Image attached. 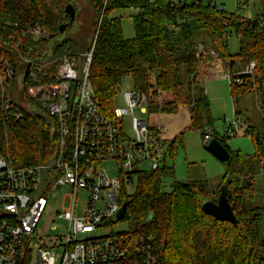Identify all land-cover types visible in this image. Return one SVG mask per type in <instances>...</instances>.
I'll list each match as a JSON object with an SVG mask.
<instances>
[{"label": "trees", "instance_id": "16d2710c", "mask_svg": "<svg viewBox=\"0 0 264 264\" xmlns=\"http://www.w3.org/2000/svg\"><path fill=\"white\" fill-rule=\"evenodd\" d=\"M72 2L0 0V43L4 44V52L16 69L24 66L21 55L36 63L53 60L45 68L52 76L62 55L74 56L80 62L82 54L94 42L89 80L103 114H112L113 97L121 80L130 76L132 87L146 96L148 113L175 114L181 109L187 110L191 129L199 131L202 137L208 131L226 147L232 160L234 156L225 137L213 128L204 129L212 125L213 118L199 79L207 67L211 69L216 59L222 57L226 70L233 75L229 79L232 102L242 94L254 93L260 102L264 125V0L256 1L259 13L255 18L228 11L213 0L205 3L201 0H88L90 15L84 28L77 20V8L73 18L64 11ZM125 8L137 10L132 16L133 38H124L121 18L112 16L114 11ZM36 25L49 36L37 41L23 40L21 33ZM61 25L64 26L60 30ZM232 34L238 40L237 52L233 54L228 49V37ZM89 36L92 41L87 48ZM27 47L32 50L28 52ZM231 59L233 63L237 59L242 68L233 70L229 65ZM251 61L254 62L252 72H242ZM31 70L28 67L22 79L24 88L35 84L29 75ZM7 85L0 83V153L15 166L49 163L57 137L47 114L37 102L27 99L29 106L21 109L22 119L5 123L3 103L10 100L14 106L18 105L14 99L16 84ZM235 117L234 110L236 122ZM245 134L253 141L254 153L246 161L236 153L237 165L241 163L239 170L232 168L223 178L224 181L229 177L228 200L235 224L202 212L201 204L215 201L219 190L214 191L206 180L174 179L169 190H165L164 178L173 169L166 163L156 170L136 171L132 177L135 185L132 193L122 187L119 197L126 207L121 220L130 226L123 232L150 238L157 264H264V237L259 232L262 208L251 206L255 190L253 178L248 177L253 169L252 158L264 177V137L256 135L252 126L247 127ZM177 137L166 139L170 153ZM242 175L245 178L238 179ZM233 178L241 185L234 187Z\"/></svg>", "mask_w": 264, "mask_h": 264}, {"label": "built area", "instance_id": "2783aa9c", "mask_svg": "<svg viewBox=\"0 0 264 264\" xmlns=\"http://www.w3.org/2000/svg\"><path fill=\"white\" fill-rule=\"evenodd\" d=\"M253 1L257 0H235V12L244 11ZM48 36L37 25L21 33L23 40L30 41ZM93 44L80 62L62 55L51 76L45 68L53 60L36 63L21 55L24 66L16 69L0 43V83L16 84L21 95L17 106L10 100L3 103L4 122L22 119L21 109L29 106L28 99L45 111L57 137L54 156L47 164L15 166L0 153V264H157L148 237L123 231L92 235L97 227L118 221L116 214L123 203L120 192L133 183L134 173L158 169L166 163L170 149L160 124L149 126L146 119L133 115L135 108L146 113V96L134 88L124 92V106L114 107L111 115L99 110L89 80ZM210 55L216 57L214 52ZM28 67L33 69L29 75L35 84L24 88ZM253 69L251 61L242 72ZM225 76L229 80L233 75L227 71ZM127 116H131V135L124 128ZM231 123L229 136L239 130L235 120ZM211 139L204 131L203 141ZM105 161L114 163L116 174H108ZM63 187L69 188V206L57 217L65 222L59 224L64 234L39 235L36 229L49 196ZM79 191L86 193L83 208L76 206Z\"/></svg>", "mask_w": 264, "mask_h": 264}, {"label": "rangeland", "instance_id": "374dc122", "mask_svg": "<svg viewBox=\"0 0 264 264\" xmlns=\"http://www.w3.org/2000/svg\"><path fill=\"white\" fill-rule=\"evenodd\" d=\"M193 1V0H188ZM206 2L207 0H201ZM217 5L223 4L226 10L235 12L234 0H215ZM88 0H73L72 6L75 10L77 8L79 15L77 20L83 24L84 28L89 19V7ZM76 11V13H77ZM137 13V10L133 8L118 9L112 13V16L120 17L122 24V33L124 38H133L134 29L132 16ZM259 13L258 4L253 1L249 4V7L239 14L245 18H255ZM75 28L72 27L71 29ZM92 37L89 36L86 47L91 44ZM228 49L230 53H236L238 49V40L234 34L228 37ZM87 49L85 50V52ZM84 52V53H85ZM233 61L232 59L229 60ZM213 67L205 70V73L200 76L201 85L205 88L207 98L210 103L211 115L213 118L212 125H206L204 129L209 130L211 128L221 137H225L227 146L232 152L234 158L229 160V166L220 160L216 159L206 150L207 141H203L201 133L195 129H191L189 122V114L187 110L181 109L175 114L167 113H148L146 107V113L140 112L138 108L134 109L133 115L139 119H146L149 126L161 125V135L165 139H171L178 135L177 140L172 148L171 153L167 152L166 164L172 166L171 172L164 178L165 190H169V185L176 179L183 182L188 180H206L210 187L215 191L219 188L223 181L224 173L229 172L232 168L239 170L241 163L237 165L235 155L240 154L241 160L246 161L252 157L254 153V144L251 137L245 134L247 127H254L255 134H259L260 137H264V125H263V113L260 109V102L254 93L242 94L237 98L235 103L232 102L229 80L225 76L226 61L222 57L217 58ZM233 70H240L241 64L235 59L232 63ZM184 75V70H182ZM6 87L8 85L4 84ZM132 79L130 76H126L121 80L118 90L113 97L114 107H123L124 92L132 89ZM17 92V91H16ZM15 100L21 104L19 93H16ZM236 111V124L238 126V132L232 135H227L229 126L233 128L231 123L234 120L233 112ZM131 116L125 117L124 128L128 135H131L130 129ZM232 124V125H231ZM250 164H253L251 175L248 177L253 178L254 185V198L251 206L262 208V219L260 222V236L264 237V177L262 172L258 168V163L254 158L251 159ZM103 166L108 171V174L114 175V163L105 161ZM233 175V174H232ZM242 175L238 179H244ZM247 178V177H246ZM235 180V178H233ZM218 184V185H217ZM241 185V182L236 181L233 186ZM135 189L134 182L126 186V192L132 193ZM69 193L68 187L59 188L49 196V202L47 208L42 214L38 223L36 233L43 235H63L64 231L59 224L64 225L65 222L57 217V214L65 210L69 206V198L66 194ZM215 193V192H214ZM216 197L215 200L217 198ZM86 193L79 191L76 198L77 208H83L85 205ZM130 228L128 222L118 220L115 222L105 223L95 229L92 233L93 236L105 235L110 232H122L128 231ZM54 229V230H53Z\"/></svg>", "mask_w": 264, "mask_h": 264}, {"label": "water", "instance_id": "95a60500", "mask_svg": "<svg viewBox=\"0 0 264 264\" xmlns=\"http://www.w3.org/2000/svg\"><path fill=\"white\" fill-rule=\"evenodd\" d=\"M65 13L73 18L75 15V10L72 4H67L64 9ZM64 25L60 26V30ZM233 61H230L231 66ZM206 150L213 155L216 159L221 162H228L230 160V155L226 147H224L220 141L216 138H212L206 145ZM228 181L229 177H226L223 183L220 185L218 190V195L215 201L207 200L201 204V210L204 214L214 217L220 221H226L231 224L236 223L235 215L232 211L231 205L228 200ZM125 203H122L119 211L116 214V219L121 220L125 212Z\"/></svg>", "mask_w": 264, "mask_h": 264}, {"label": "crops", "instance_id": "0c3cea01", "mask_svg": "<svg viewBox=\"0 0 264 264\" xmlns=\"http://www.w3.org/2000/svg\"><path fill=\"white\" fill-rule=\"evenodd\" d=\"M175 1V0H174ZM208 1V0H207ZM214 2H215V0H213ZM234 3H235V0H234ZM223 8H224V6H223V4L221 3L220 4ZM235 8H236V5H235ZM225 9V8H224ZM229 11V10H228ZM231 11V10H230ZM232 12V11H231ZM233 115H234V112H233Z\"/></svg>", "mask_w": 264, "mask_h": 264}]
</instances>
